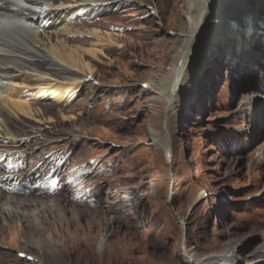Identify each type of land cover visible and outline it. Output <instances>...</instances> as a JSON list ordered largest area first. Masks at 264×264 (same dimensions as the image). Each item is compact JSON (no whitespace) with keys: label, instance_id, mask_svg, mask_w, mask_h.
<instances>
[{"label":"rangeland","instance_id":"obj_1","mask_svg":"<svg viewBox=\"0 0 264 264\" xmlns=\"http://www.w3.org/2000/svg\"><path fill=\"white\" fill-rule=\"evenodd\" d=\"M127 2L85 21L121 36L126 45L125 54L112 49L108 59L93 63L99 92L92 97L80 91L61 108L37 103L44 111L39 119L47 123L42 130L34 122L4 118L29 152V169L69 146V166L87 173L85 190L99 199L86 207L70 191L55 196L61 203L52 205L48 196L28 195L45 204L13 208L6 240L0 220L1 264H181L184 243L196 258L236 256L239 264H264V135L252 134L239 114L247 90L242 76L226 60L215 62L201 72L191 104L177 106L169 119L166 105L155 102L146 86L177 57L172 47L180 45L181 27L188 23L187 0ZM62 113L77 120L65 122ZM50 118L55 122L49 124ZM167 126L171 159L151 143L152 131L164 134ZM75 136L80 142H73ZM7 142L0 141V151L8 154L15 149ZM130 188V201L122 203L131 202V212L120 211ZM178 216L186 220L184 236ZM165 223L170 232L161 251L152 244Z\"/></svg>","mask_w":264,"mask_h":264},{"label":"bare ground","instance_id":"obj_2","mask_svg":"<svg viewBox=\"0 0 264 264\" xmlns=\"http://www.w3.org/2000/svg\"><path fill=\"white\" fill-rule=\"evenodd\" d=\"M127 1L0 0V139L8 140L11 144L8 147L15 149V156L20 155L27 159L26 162L30 159L23 140L16 138L4 118L34 122L42 130L47 123L39 119L44 116V111L35 107L37 103L61 108L72 102L80 91L92 97L99 92L102 86L95 82L93 63L108 59L107 52L112 49L125 54L126 45L121 36L100 31L96 23L92 28L86 27L85 21L98 10L124 8ZM175 1L179 4L183 0ZM155 6V11L159 12L158 2ZM184 10L187 11L188 23L181 27L180 45L177 43L172 47L177 57L163 77L146 86L154 101L166 105L170 119L177 106L187 108L191 104L190 100L198 93L201 72L219 60H226L236 67L237 74L243 78V88L247 89L241 96V118L250 125L252 134L264 135V0H187ZM62 116L65 122L77 120L75 115L62 113ZM48 122L55 121L50 118ZM73 142H80V138L75 136ZM151 143L156 151H163L168 159L172 158L170 126L164 134L152 131ZM260 149L259 160L264 165V144ZM130 189L124 191L121 204L130 201L134 192ZM27 193L14 196L0 190L4 240L7 230L13 228L16 217L13 208L45 204L43 200L28 198ZM48 197L51 199L46 200L51 205L61 203L54 196ZM124 207L126 212H131V202L120 211ZM109 211L110 207L106 208V212ZM178 219L184 236L186 220L180 216ZM23 222L26 227L30 226L29 221ZM167 232H170V226L165 223L159 238L152 241L155 244H152L153 248L159 246L161 251L167 248L163 241ZM101 247L104 246L101 244ZM181 254V264H239L236 256L196 258L186 243L182 245Z\"/></svg>","mask_w":264,"mask_h":264}]
</instances>
